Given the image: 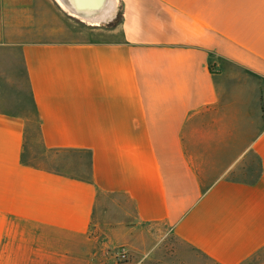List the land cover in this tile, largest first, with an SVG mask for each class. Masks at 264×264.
I'll return each instance as SVG.
<instances>
[{"label": "crops", "instance_id": "crops-1", "mask_svg": "<svg viewBox=\"0 0 264 264\" xmlns=\"http://www.w3.org/2000/svg\"><path fill=\"white\" fill-rule=\"evenodd\" d=\"M115 1L0 0V264H264V0Z\"/></svg>", "mask_w": 264, "mask_h": 264}, {"label": "rangeland", "instance_id": "rangeland-1", "mask_svg": "<svg viewBox=\"0 0 264 264\" xmlns=\"http://www.w3.org/2000/svg\"><path fill=\"white\" fill-rule=\"evenodd\" d=\"M115 7L116 8L118 7L117 4H116ZM108 20L109 19H107L104 22H102L100 26H90V25H88L86 23H84V24L79 23L77 25H73V28L78 29V31L80 32V34L83 37L90 36V35H92V36L93 35H95V36L99 35L100 33L97 30H101L102 28H104L102 26L117 30L116 21H114L113 23H109ZM151 243H153V241H151ZM175 244H176V242L174 240L173 241L170 240V238L163 241V244H162V246L160 247L159 250H160L161 255H163V257H164V260H163L164 263H166V264L169 263V262L172 263L173 260H171L169 258L171 256H174L173 253H175V251H174ZM121 250H124L126 252V254H127L125 261H120L117 258V254ZM156 252H158V250ZM106 256H107L108 260L111 262V264H125V263L129 264V263H133L134 259H135L132 256L128 255V251L126 250L125 246H120V247L115 248L114 250L108 251ZM180 263H181V261L178 260L177 258L173 261V264H180Z\"/></svg>", "mask_w": 264, "mask_h": 264}, {"label": "water", "instance_id": "water-1", "mask_svg": "<svg viewBox=\"0 0 264 264\" xmlns=\"http://www.w3.org/2000/svg\"><path fill=\"white\" fill-rule=\"evenodd\" d=\"M73 14L80 18L98 19L106 12H113L115 0H59ZM100 19V18H99ZM109 18H106L107 20ZM104 22V18H101Z\"/></svg>", "mask_w": 264, "mask_h": 264}, {"label": "built area", "instance_id": "built-area-1", "mask_svg": "<svg viewBox=\"0 0 264 264\" xmlns=\"http://www.w3.org/2000/svg\"><path fill=\"white\" fill-rule=\"evenodd\" d=\"M126 252L124 250H121L118 254H117V258L120 261H125L126 260Z\"/></svg>", "mask_w": 264, "mask_h": 264}, {"label": "bare ground", "instance_id": "bare-ground-1", "mask_svg": "<svg viewBox=\"0 0 264 264\" xmlns=\"http://www.w3.org/2000/svg\"><path fill=\"white\" fill-rule=\"evenodd\" d=\"M109 13V11L108 12H106L105 14H103L101 17H99V18H103V17H105V15H107ZM113 14V13H112ZM110 17V16H109ZM107 18H108V15H107ZM85 19H87V18H85ZM105 19V18H104ZM91 21H93V22H95V23H97L98 22V20L97 19H90ZM87 21H89V20H87ZM93 22H92V24H93ZM99 25V24H98Z\"/></svg>", "mask_w": 264, "mask_h": 264}, {"label": "trees", "instance_id": "trees-1", "mask_svg": "<svg viewBox=\"0 0 264 264\" xmlns=\"http://www.w3.org/2000/svg\"><path fill=\"white\" fill-rule=\"evenodd\" d=\"M120 20H121V14L119 13V14L117 15L116 21H117V22H120Z\"/></svg>", "mask_w": 264, "mask_h": 264}]
</instances>
